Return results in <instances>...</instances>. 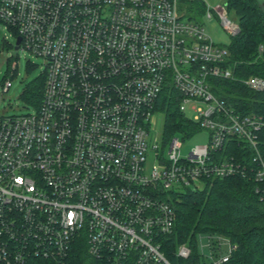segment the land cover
I'll return each mask as SVG.
<instances>
[{
	"label": "built area",
	"instance_id": "2783aa9c",
	"mask_svg": "<svg viewBox=\"0 0 264 264\" xmlns=\"http://www.w3.org/2000/svg\"><path fill=\"white\" fill-rule=\"evenodd\" d=\"M180 2L0 0V29L16 31L19 49L46 64L36 114L0 118V264H70L77 253L80 264H174L163 245L175 232L180 193L251 171L264 200V116L214 94L212 79L236 80L229 49L183 20ZM223 10L215 9L223 28L239 35ZM241 83L264 91L263 78ZM166 88L210 133L187 156L179 138L158 139ZM204 236L211 263L229 262L237 248L230 239L199 234L190 264L205 257ZM176 257L183 264L192 249L181 245Z\"/></svg>",
	"mask_w": 264,
	"mask_h": 264
},
{
	"label": "trees",
	"instance_id": "16d2710c",
	"mask_svg": "<svg viewBox=\"0 0 264 264\" xmlns=\"http://www.w3.org/2000/svg\"><path fill=\"white\" fill-rule=\"evenodd\" d=\"M189 9H204L198 0H181ZM226 10L241 28L228 47L227 67L234 70L236 80L212 79L213 92L225 99L240 113L264 116V91L256 92L241 83L257 76L264 79V8L257 0H225ZM44 73L30 86L25 100L38 109L45 90ZM180 95L166 88L158 102L164 112L163 138L177 134L191 136L199 126L179 110ZM264 157V134L261 136ZM242 155L245 150L232 149ZM237 154V153H236ZM249 177L234 176L209 182L203 190L180 193L175 198L176 228L163 245L168 259L178 264L176 252L181 245L192 249L190 264L199 257L197 236L219 234L237 246L225 264H264V200L256 193V183ZM70 264H80L82 257L74 255ZM76 258V259H75ZM26 264H54L51 261L31 260Z\"/></svg>",
	"mask_w": 264,
	"mask_h": 264
},
{
	"label": "rangeland",
	"instance_id": "374dc122",
	"mask_svg": "<svg viewBox=\"0 0 264 264\" xmlns=\"http://www.w3.org/2000/svg\"><path fill=\"white\" fill-rule=\"evenodd\" d=\"M204 9L194 7L189 9L188 3H180V15L183 20H196L206 30V33L218 46L229 47L232 37L223 28L215 9L221 11L226 9L225 0H198ZM264 8V0H258ZM212 11L213 18L209 20L206 12ZM226 11V10H225ZM229 16V14H228ZM230 17V16H229ZM232 19V18H231ZM233 20V19H232ZM235 21V20H234ZM17 33L16 31L3 28L0 29V118L36 114L38 108L25 100V95L30 86L46 72L44 58L37 56L32 51L21 48L16 51ZM10 82L11 87L5 91L6 84ZM192 117L193 114L189 113ZM162 137V126L159 127L158 139ZM174 138H179L182 143V154L187 156L196 146L210 142V133L206 130L196 132L191 136L177 134ZM210 239L207 236L201 240L203 246L201 264H212L210 260V250L208 248ZM224 251L228 250L225 245Z\"/></svg>",
	"mask_w": 264,
	"mask_h": 264
},
{
	"label": "water",
	"instance_id": "95a60500",
	"mask_svg": "<svg viewBox=\"0 0 264 264\" xmlns=\"http://www.w3.org/2000/svg\"><path fill=\"white\" fill-rule=\"evenodd\" d=\"M258 1V0H257ZM259 2V1H258ZM261 3V2H260ZM262 4V3H261ZM21 41H22V39L21 38H18L17 39V42H16V51H18L19 50V48H20V45H21Z\"/></svg>",
	"mask_w": 264,
	"mask_h": 264
}]
</instances>
